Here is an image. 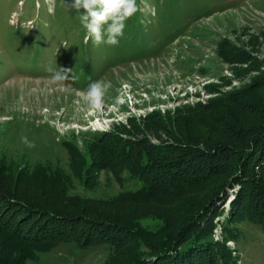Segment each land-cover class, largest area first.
Returning a JSON list of instances; mask_svg holds the SVG:
<instances>
[{
  "label": "rangeland",
  "instance_id": "obj_1",
  "mask_svg": "<svg viewBox=\"0 0 264 264\" xmlns=\"http://www.w3.org/2000/svg\"><path fill=\"white\" fill-rule=\"evenodd\" d=\"M192 2L194 7L179 5L178 0H137L139 10L126 20L124 30L136 29V35L124 34L112 46L96 44L87 36L78 13L70 8L71 0H0L1 195L12 197L7 191L17 196L31 189L47 193L45 197L56 194L65 214L74 216L82 214L85 203L95 202V210L124 228V232L109 228L103 236L112 237L110 241L87 246L75 240L40 243L34 258L26 248L1 246L0 264H143L155 245L156 235L148 231L167 221L159 216L162 207H155L160 214H152L155 208L143 198L139 206L150 214L131 222L118 221L114 206L99 202H110L142 185L128 169H111L104 163L106 141L99 142V136L116 134L135 146L145 141L179 146L162 152L174 157L188 152L182 151L186 144L177 138V120L184 119L185 131L194 132L188 123L214 116L225 99H238L246 110L260 112L263 107L264 122V105L253 99L260 91L256 88L264 86V0ZM202 6L204 12L196 11ZM168 16H176L178 22H170ZM175 26L180 28L178 35H158ZM140 33L145 38L138 41ZM49 67L67 69L66 79L53 83ZM96 80L110 82L111 88L101 108L91 109L83 93ZM195 146L211 152L205 143ZM192 158V168H199V160ZM249 161L250 175L244 171V179L238 178L243 169L237 163V172L214 195L205 186L187 190L189 200L177 208V215L202 217L200 229L193 232L211 227L199 239L211 247L197 246L189 256L191 264H264V228L258 222L264 223V200L253 191V178L264 173V153L257 152ZM237 204L243 207L238 209L242 216L233 215ZM249 210L256 211L258 221L245 217ZM97 214L85 215L81 222L82 241H88L82 225L101 218ZM170 219L168 230L189 218ZM130 228L149 234L147 246L136 242ZM113 237L123 242L113 243ZM158 258L150 264H157Z\"/></svg>",
  "mask_w": 264,
  "mask_h": 264
},
{
  "label": "trees",
  "instance_id": "obj_2",
  "mask_svg": "<svg viewBox=\"0 0 264 264\" xmlns=\"http://www.w3.org/2000/svg\"><path fill=\"white\" fill-rule=\"evenodd\" d=\"M192 1L178 0V3L179 5L186 3L194 7ZM200 5H205V2H201ZM203 7L196 11L200 13L204 12L205 9ZM181 11L179 9L177 13L180 14ZM161 15L163 13H160L156 17V23L160 22L159 17ZM167 19L170 22H178L176 16H168ZM181 21L185 22V17L181 18ZM132 29L127 30L124 34L128 37L135 36L137 30ZM180 32L179 26H175V28H168L158 35L160 37L167 35L174 37ZM18 35L21 36L22 34L18 33ZM144 38V34H138V41ZM166 41L164 40L163 45ZM136 44L138 42L133 43L131 47H134ZM142 44L145 45L143 41ZM256 89L260 91L257 94L255 92L253 99H259V102L256 103L264 105V86L257 87ZM241 103L238 99L233 98L221 101L219 107L216 109L217 114L199 122L192 121L188 123L194 127V132H186L184 119H178L177 121H180V123H178L177 138L186 144L182 151L188 152H184L181 155L177 154L174 157H169L162 152L178 148L179 146L176 147L169 144L155 145L148 141L135 146L132 144V141L131 144H125L116 134L103 133L100 136L98 135L99 142L104 139L106 141V146L102 150L106 159L104 163L111 169H128L131 176L139 178L142 184L135 190L123 192V195L110 200V202H105L106 200L99 202L102 205H113L115 212H118L115 218L118 221L124 220L125 222H131V220L134 221L136 218L145 217L150 214V212H142L143 208L139 206L141 198L146 199L147 205L151 209L158 206L163 209H161V213L163 214L159 216L164 217L163 219H166L167 223L159 229L154 230L153 228V230L148 231L156 235L155 240H153L155 245L151 248L153 253L144 259L143 264L154 262L152 260L155 257H159L156 260L157 264H191L192 260L189 256L195 253L194 250L199 248L197 246L202 245V250L205 247H211L210 245H205L207 244L206 242L199 241L203 235L211 232V227L205 228L201 233L193 232L195 228L200 229L198 228V221L202 217H191V215H194L191 213H188L187 216H184L185 214L178 216L177 212L189 200L188 189H198L205 186V191H208L209 195H214L219 189L221 190L224 187V182H227L230 176L237 172V163L240 164L239 168L243 169V171L238 172L242 176L237 173L238 178L244 179V171L250 175L251 160L249 161V159L254 157L257 152L264 153V122H260V114L263 113V107H259L260 112L252 109L246 110L242 108L243 104ZM197 143L207 144V149L211 152L206 153L207 151L196 148L198 147L195 146ZM193 155L199 160L197 161L199 163L197 165H200L199 168H192L193 165L191 163L194 162ZM189 156L191 157L189 158ZM203 160L207 161L203 163ZM189 165H191L192 170L188 167ZM185 168L191 172L185 173ZM262 173L260 172L257 179L253 178V191L259 192L261 195L260 199L264 200V173ZM122 178L123 176L121 175ZM23 179L29 182L26 177H23ZM246 183L248 182L244 181L243 186ZM253 191H250V193ZM7 192L13 198L2 196L0 193V196L4 200L3 202L2 199L0 200V203H3L1 206L2 211H0V230H2L0 232V247L2 246L6 250L9 247L13 248L16 246L26 248L29 258H34L36 252L41 250L36 247L40 243L50 244L61 240H75L81 245L87 246L96 241H110L112 237L106 238L103 236L104 234H108L105 231H110L109 228L124 232L123 226L118 225V222L108 220L105 218L107 215L103 211L95 210V202L89 201L85 203L86 207L82 206V214L74 216L71 213L65 214L63 208L60 207L61 196H55L56 194L45 197L47 193L42 192L40 195L38 194L39 191L34 189L23 191L17 196L11 193V191ZM162 202L163 206L161 205ZM78 203L79 201L77 200ZM238 204H241L240 201ZM238 204L233 208L235 210L232 212L235 216L239 214L242 216L243 212L238 211V209L240 210L243 207ZM145 205L143 204L142 206ZM62 206L65 208V205L62 204ZM201 206L202 204H200ZM169 207L172 210H169ZM250 210L248 211V215L246 213L245 217L258 221L256 211ZM158 212L159 209L155 208L151 213L160 214ZM92 213L101 216V218H97L98 220L91 219L89 223L82 225L83 229H87L85 231V238H88V241H82V233L79 234L78 228L81 227V222L84 221L85 215L90 216ZM173 217H187L189 219L177 225L174 229L168 230L171 224L170 218ZM258 222L264 228V223L260 220ZM67 229H69V232H67ZM130 232H133V238L137 243L142 242L147 246L149 234H142L139 228H130ZM92 236L94 238L89 239ZM121 242L123 241L113 237V243L119 244ZM167 255H171L172 261L167 259ZM173 258L176 259L173 260Z\"/></svg>",
  "mask_w": 264,
  "mask_h": 264
},
{
  "label": "clouds",
  "instance_id": "obj_3",
  "mask_svg": "<svg viewBox=\"0 0 264 264\" xmlns=\"http://www.w3.org/2000/svg\"><path fill=\"white\" fill-rule=\"evenodd\" d=\"M70 8L78 13V19L87 36L96 44L118 45L124 35L126 20L138 12L137 0H71ZM53 83L66 79L68 70L49 67ZM111 88L110 82H91L83 98L91 109H100L104 96Z\"/></svg>",
  "mask_w": 264,
  "mask_h": 264
}]
</instances>
